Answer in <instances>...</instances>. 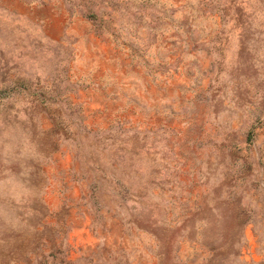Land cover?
Listing matches in <instances>:
<instances>
[{
  "label": "rangeland",
  "instance_id": "374dc122",
  "mask_svg": "<svg viewBox=\"0 0 264 264\" xmlns=\"http://www.w3.org/2000/svg\"><path fill=\"white\" fill-rule=\"evenodd\" d=\"M0 264H264V0H0Z\"/></svg>",
  "mask_w": 264,
  "mask_h": 264
}]
</instances>
